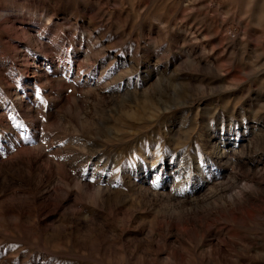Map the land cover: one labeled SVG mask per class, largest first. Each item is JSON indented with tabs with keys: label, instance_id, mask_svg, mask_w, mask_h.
<instances>
[{
	"label": "rangeland",
	"instance_id": "rangeland-1",
	"mask_svg": "<svg viewBox=\"0 0 264 264\" xmlns=\"http://www.w3.org/2000/svg\"><path fill=\"white\" fill-rule=\"evenodd\" d=\"M0 264H264V0H0Z\"/></svg>",
	"mask_w": 264,
	"mask_h": 264
},
{
	"label": "bare ground",
	"instance_id": "bare-ground-1",
	"mask_svg": "<svg viewBox=\"0 0 264 264\" xmlns=\"http://www.w3.org/2000/svg\"><path fill=\"white\" fill-rule=\"evenodd\" d=\"M14 22H12V25ZM145 154V153H144ZM228 154H230L229 152L227 151H224L222 152L219 157L221 159H226L228 158ZM151 168L153 169V172L157 171L156 169V165L153 164L151 165ZM156 169V170H154ZM202 173V171H201ZM189 178V177H188ZM188 180V179H187ZM186 180V181H187ZM210 181V180H208ZM208 181L205 182L204 181V178L203 177H200L199 178V183L195 186L194 188V191H206V194L203 195L202 197L198 198L200 196L197 197V199L194 200V202L191 204L192 206L195 205V207L197 208H200V205L202 204V208L203 209V212L202 214H205L204 215V218L203 219H199V215L201 213L198 212V209L194 208V209H191L192 211H190L191 213L187 214V221L190 222L193 226L195 227H198V228H202L203 229V223H205L204 221L206 220V214H209V215H212L213 213H231L233 210L235 211H241L243 210L247 204H250V202L253 201V197L251 195V193H248L244 188H240L241 191L239 192H236V193H232L231 192V189L230 188H222L221 184L218 185V186H221L222 190L220 191L221 193L223 192H226V195L227 197H219L217 198L218 196V192L216 189L217 187H209L207 184H208ZM188 183V182H186ZM186 183H183V186H182V183L177 185L176 183V188L179 189V192H176V193H179L178 195L176 194L178 197L180 198H184V199H187V196L186 195V192H187V188H185V185ZM211 183V182H210ZM174 184V185H175ZM185 184V185H184ZM235 184H237V182H235ZM246 186V185H245ZM231 187V186H230ZM244 187V186H243ZM174 190V189H173ZM176 190V189H175ZM219 190V189H218ZM99 191H97V194H98ZM257 194V193H256ZM164 195V194H163ZM173 195V194H172ZM195 195V194H194ZM102 196V195H101ZM257 196V195H256ZM108 197V196H107ZM193 198V197H192ZM98 201V200H97ZM255 201V200H254ZM184 202H187V201H184ZM189 203V202H188ZM206 204V206H205ZM182 206V205H181ZM177 208V207H176ZM231 208H234V209H231ZM184 210V209H183ZM236 213V212H235ZM185 214V212H184ZM233 214V213H232ZM238 214V213H237ZM186 215V214H185ZM221 216V214H220ZM191 217V218H190ZM225 217V216H224ZM234 217V216H233ZM236 217V216H235ZM240 217V216H239ZM190 218V219H189ZM213 219V218H212ZM235 219V218H234ZM237 219V218H236ZM180 220H182L180 218ZM210 220V219H209ZM241 220V219H240ZM186 221V222H187ZM219 221V220H218ZM234 221V220H233ZM212 222V221H211ZM217 222V220H216ZM184 223V222H183ZM206 229V227H205ZM207 232V231H206Z\"/></svg>",
	"mask_w": 264,
	"mask_h": 264
}]
</instances>
